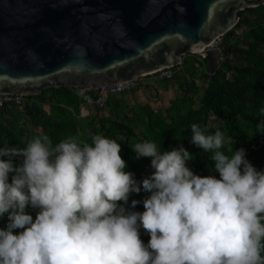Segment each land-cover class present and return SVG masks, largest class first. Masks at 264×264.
Wrapping results in <instances>:
<instances>
[{
	"label": "clouds",
	"instance_id": "1",
	"mask_svg": "<svg viewBox=\"0 0 264 264\" xmlns=\"http://www.w3.org/2000/svg\"><path fill=\"white\" fill-rule=\"evenodd\" d=\"M191 130L219 175L197 174L186 147L161 151L155 140L132 147L152 158L155 171L142 181L126 170L121 143L103 134L0 146V219L8 217L0 264H264V169L246 148L226 153L219 128ZM142 190L144 210L138 199L128 207Z\"/></svg>",
	"mask_w": 264,
	"mask_h": 264
},
{
	"label": "water",
	"instance_id": "2",
	"mask_svg": "<svg viewBox=\"0 0 264 264\" xmlns=\"http://www.w3.org/2000/svg\"><path fill=\"white\" fill-rule=\"evenodd\" d=\"M260 5L264 0H0V94L84 91L178 67L189 54L212 55L208 48L236 26L239 12Z\"/></svg>",
	"mask_w": 264,
	"mask_h": 264
},
{
	"label": "trees",
	"instance_id": "3",
	"mask_svg": "<svg viewBox=\"0 0 264 264\" xmlns=\"http://www.w3.org/2000/svg\"><path fill=\"white\" fill-rule=\"evenodd\" d=\"M239 16L236 26L222 37L225 56L213 70L206 65L208 58L198 54L196 57L202 61L193 58L183 63V70L172 68L175 71L172 80L177 83L180 94L168 107L154 109L149 104H136L125 109V101L117 95L107 101L111 107L108 116L100 115L98 110L94 115L82 116L81 108L86 101L78 88H49L41 94L29 95L34 101L27 103L23 111L15 105L0 109V146L23 148L32 138L42 135H48L53 146L68 136L76 137L81 143H92L94 135L103 134L121 143L126 170L134 172L142 181L155 171L152 158H136L132 147L138 142L155 140L161 151L180 145L186 147L193 153L189 166L197 174L219 175L215 173L212 152L191 142V125L196 123L208 132L222 130L227 141L223 147L226 153L231 155L236 148H246L252 163L264 169V129L258 128L264 120L261 112L264 108V5L242 10ZM243 26L247 30L237 33ZM233 53L243 55L246 63L233 64L229 56ZM92 95L96 97L95 92ZM7 114L14 119L4 123L2 118ZM24 115L28 117L26 121H22ZM213 117L222 123L214 125ZM15 162L19 164L21 158ZM148 195L143 190L132 193L128 207L132 199H138L141 203L135 209L143 211V199ZM27 210L35 218L39 209L29 206ZM7 222L5 215L0 219V226L6 227ZM141 238L145 243L150 240L143 228Z\"/></svg>",
	"mask_w": 264,
	"mask_h": 264
},
{
	"label": "crops",
	"instance_id": "4",
	"mask_svg": "<svg viewBox=\"0 0 264 264\" xmlns=\"http://www.w3.org/2000/svg\"><path fill=\"white\" fill-rule=\"evenodd\" d=\"M200 55V54H198ZM212 55H208L206 57L202 56V58H208L206 60V65L208 66L209 62L211 61ZM193 58H198L200 61H202V58L196 57V55H188L185 57L184 62L192 61ZM183 62V63H184ZM183 64L178 66L177 70H183ZM163 81H170V80H164L158 78L156 74H150L143 77H140L137 82L135 83V87L131 90L125 92L122 95H119L118 97L121 98L123 101H125V109H129L133 105L136 104H149L152 108H166L170 105V101L174 98H171L169 101V104L167 106H162L160 104V98H166L168 97L169 93L172 94L173 91L177 90L178 94H180L179 87L177 83L174 81V85L172 88V85H168ZM79 93H83L81 89H78ZM108 108L107 113L102 114L104 116H108L111 113V107L109 105L106 106ZM81 115L82 116H89L96 114L95 108L92 105L84 104V108H81ZM28 117L26 115L23 116V120L25 121ZM14 117H12L11 114L4 115L2 118V121L4 123L8 121H13Z\"/></svg>",
	"mask_w": 264,
	"mask_h": 264
},
{
	"label": "built area",
	"instance_id": "5",
	"mask_svg": "<svg viewBox=\"0 0 264 264\" xmlns=\"http://www.w3.org/2000/svg\"><path fill=\"white\" fill-rule=\"evenodd\" d=\"M154 74H156L160 79L172 80L174 78L175 71L172 68H166ZM136 82L137 80L126 83L102 85L98 88L84 90L82 94L84 95V99L87 104L101 108L107 104L110 97L121 95L134 88ZM92 92L96 93V97L92 95ZM28 96L29 95L23 94H0V109L8 105H15L17 108L23 109L27 103H32L34 101L33 99H29Z\"/></svg>",
	"mask_w": 264,
	"mask_h": 264
},
{
	"label": "rangeland",
	"instance_id": "6",
	"mask_svg": "<svg viewBox=\"0 0 264 264\" xmlns=\"http://www.w3.org/2000/svg\"><path fill=\"white\" fill-rule=\"evenodd\" d=\"M247 30V27L246 26H243V27H241V28H239V29H237L236 31H237V33H239V34H243L245 31ZM235 39H236V37H234ZM222 41H223V38L222 37H220L216 42H214L213 43V45H211L208 49L209 50H211L212 51V56H213V60H211L210 62H209V64H208V68L210 69V70H212V69H214L216 66H217V64L224 58V48H225V45H222ZM220 50H221V58H220V61L217 59V58H215V57H217V55H219V53H220ZM189 55H193V54H189ZM195 55V54H194ZM188 56V55H187ZM230 56V59H231V61H232V63L233 64H236V65H242V64H244V63H246V60H245V58H244V56L243 55H241V54H236V53H233V54H230L229 55ZM163 82H165L166 84H170V85H172V88H173V85H174V81L173 80H170V81H163ZM124 94V93H123ZM177 94H178V92H177V90H175V91H173L172 92V94L171 93H169V95H168V97H166V98H160V104L159 105H162V106H167L168 104H169V101H170V99L171 98H174V97H176L177 96ZM122 95V94H121ZM107 106V104L104 106V107H101V108H98V107H94L95 108V111H99V114L100 115H102V114H105V113H107V110H108V108L106 107ZM19 109V108H18ZM20 111H23V110H21V109H19ZM18 110V111H19ZM26 120H27V118H26ZM25 120V121H26ZM212 123L214 124V125H219L220 123H222L220 120H218V119H215L214 117L212 118ZM81 138H84V137H81Z\"/></svg>",
	"mask_w": 264,
	"mask_h": 264
}]
</instances>
